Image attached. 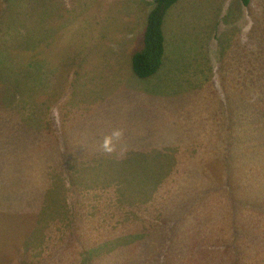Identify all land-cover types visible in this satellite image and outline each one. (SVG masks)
Listing matches in <instances>:
<instances>
[{
  "label": "rangeland",
  "instance_id": "1",
  "mask_svg": "<svg viewBox=\"0 0 264 264\" xmlns=\"http://www.w3.org/2000/svg\"><path fill=\"white\" fill-rule=\"evenodd\" d=\"M248 1L180 0L163 66L141 80L132 57L153 0H0V176L13 191L0 264H264V0ZM73 164L87 167L70 190H34ZM163 164L184 187L151 235L132 204L151 180L137 166ZM118 192L131 207L111 222Z\"/></svg>",
  "mask_w": 264,
  "mask_h": 264
},
{
  "label": "trees",
  "instance_id": "2",
  "mask_svg": "<svg viewBox=\"0 0 264 264\" xmlns=\"http://www.w3.org/2000/svg\"><path fill=\"white\" fill-rule=\"evenodd\" d=\"M179 1L180 0H155V7L149 14L144 32V46L134 55L133 58L132 69L138 79H149L157 75L161 70L166 50V37L163 31L164 21L169 10ZM244 2L246 4L249 3L248 0H244ZM86 167L87 165H84L83 168ZM82 169L79 168L78 165H66L62 172L57 173L58 175H55L52 178L46 177V184L44 186H42L43 177H40L41 184L34 188V190H44L48 193V195H52L54 198L61 191L63 192L66 187L70 190V184L78 177V174ZM121 169L127 171L132 168L124 166ZM137 169L140 170L144 176L148 174L151 177V180L145 179L135 182V184L139 187V190L133 194H142L144 197V203L132 204L135 206V209L140 212L141 219L146 216L149 218V226L151 229H154L152 232V234H154L157 230V223H159L162 219V221L168 220V206H173L172 204L178 197L179 192L184 187V184L179 183L176 180V177H169L167 175V172L170 169V164L148 166L141 165L137 166ZM157 172H162V174L156 176L155 173ZM149 187L151 189L146 190ZM127 194L128 192H118L116 194H112L115 197H112V200L108 202L109 207L108 214L106 216L109 221L113 219L114 208L117 210L118 208L120 209V207H123L124 211H128L130 209L131 206L125 201V199H127ZM157 201L161 204L160 207L156 205ZM0 205L5 209V205L2 200H0ZM4 209L0 208V212L3 213ZM111 229L118 228L116 225H112ZM10 233L9 224L5 222L0 223V242H11L9 238ZM175 239L180 242H184L185 236L183 239V236L177 233ZM31 256L32 252H28L26 257L30 259ZM33 258L36 259V257ZM5 264L11 263L6 262Z\"/></svg>",
  "mask_w": 264,
  "mask_h": 264
},
{
  "label": "clouds",
  "instance_id": "3",
  "mask_svg": "<svg viewBox=\"0 0 264 264\" xmlns=\"http://www.w3.org/2000/svg\"><path fill=\"white\" fill-rule=\"evenodd\" d=\"M153 3H155V0H153ZM154 7H155V5H154ZM154 7H153V9H154ZM152 10H151V12H152ZM133 58H134V56L132 57V64H133ZM122 62H121V66H120V69L121 70H123L124 67H128L130 65L131 58L122 59ZM96 77H95L93 83L95 82ZM83 81H85V76L83 77ZM46 133H47V130H46ZM123 135H124L123 130H121V129H115V130H113L109 135H107V136L104 137L103 142L101 144L102 150L106 154H109V155L112 154V153H114L116 151V143L121 140V138L123 137ZM124 151H125V149L122 148L121 149V154H123ZM73 165H78V166H81L82 165V166H84V165H87V164H73ZM62 166L63 167H66V165H62ZM89 187H90V184H88V183H84L83 184V189L85 191L84 192V195L85 196L88 195L89 193L93 192V191H89ZM12 193H13L12 189L9 188L8 185H6L3 182V177L0 176V200H2L4 202L5 207H6V202L9 200V198L12 195ZM111 222H112V220H111ZM113 225L115 226L116 224H113ZM151 235H153V234H151Z\"/></svg>",
  "mask_w": 264,
  "mask_h": 264
}]
</instances>
